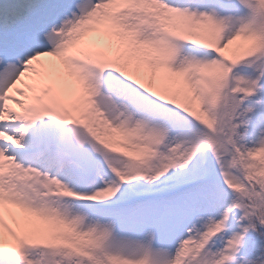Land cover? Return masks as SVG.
Segmentation results:
<instances>
[{
  "label": "snow or ice",
  "instance_id": "6c2138e0",
  "mask_svg": "<svg viewBox=\"0 0 264 264\" xmlns=\"http://www.w3.org/2000/svg\"><path fill=\"white\" fill-rule=\"evenodd\" d=\"M0 264H264V0H0Z\"/></svg>",
  "mask_w": 264,
  "mask_h": 264
}]
</instances>
